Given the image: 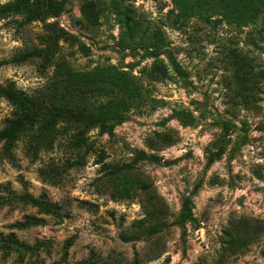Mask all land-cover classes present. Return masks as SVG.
<instances>
[{
    "label": "rangeland",
    "instance_id": "rangeland-1",
    "mask_svg": "<svg viewBox=\"0 0 264 264\" xmlns=\"http://www.w3.org/2000/svg\"><path fill=\"white\" fill-rule=\"evenodd\" d=\"M86 1L43 19L0 18V131L16 119L10 90L50 120L45 136L37 123L9 151L0 140V264H264V43L254 27L182 24L172 0H105L90 25ZM112 67L140 86L137 99L113 82L88 83L97 92L85 95L62 87L66 74ZM110 101H128L120 119L100 113ZM78 133L89 146H74ZM104 163L133 167L146 195L119 192ZM240 235L253 240L233 250Z\"/></svg>",
    "mask_w": 264,
    "mask_h": 264
},
{
    "label": "trees",
    "instance_id": "trees-1",
    "mask_svg": "<svg viewBox=\"0 0 264 264\" xmlns=\"http://www.w3.org/2000/svg\"><path fill=\"white\" fill-rule=\"evenodd\" d=\"M173 9L171 13L182 24L189 22L191 19L196 18L202 22L215 23L216 25L234 26L239 29L254 27V31L258 35L260 43H264V0H172ZM66 7V0H22L17 1L15 5H6L0 8V18L5 12H25L30 20L43 19L45 17L56 16ZM107 14V3L105 0H87L82 6V16L84 20L90 25H96L100 17ZM256 39L254 38L253 41ZM36 56L35 52H27L16 56L12 61L5 60L1 64H21L28 61L30 58ZM244 71L252 72V66L245 63L242 66ZM178 72H181L177 69ZM105 77H102V71L91 73V75H78L69 73L65 79L62 80L64 86L73 93L78 95H85L91 92H97L86 88L90 83L93 87L95 82H113L123 86L128 92V96L137 99L140 93V86L130 80L124 79V74L116 68H105L103 70ZM153 72L161 73V66H157ZM110 78V80L108 78ZM99 86V85H98ZM8 98L16 105L17 111L15 113L16 119L12 121L11 125L4 131H0V140L6 139V151L10 150L13 143L19 138L21 132L26 129L34 128L35 124H39L40 135L45 136L49 130L50 120H47L45 112L41 106H36L35 102L25 95H21L14 90L6 93ZM129 101V99H128ZM128 101H123L116 105L115 101L102 104L99 107L100 113L105 118H112L114 120L120 119L121 112L128 105ZM120 105V106H118ZM118 106V107H117ZM123 110V111H122ZM105 120V119H104ZM105 123V122H104ZM102 123V126L103 124ZM104 126L102 131L107 130ZM94 142L90 144L92 149L100 156V162H104V154H100L94 147ZM76 148L89 146L85 136L80 133L77 134ZM10 159V153L6 154ZM154 156L141 153L142 159L153 158ZM105 178H110L116 184L119 192H124L127 196L133 197V193L137 190H149V184L139 175L135 174L133 167L129 165L119 166L104 163L102 165ZM143 191V192H144ZM40 203V205H42ZM48 208V206H45ZM145 221L140 223L144 224ZM253 240V239H252ZM244 235L236 237L232 242L233 250H242L252 242ZM236 248V249H234ZM135 264H138L137 262Z\"/></svg>",
    "mask_w": 264,
    "mask_h": 264
}]
</instances>
